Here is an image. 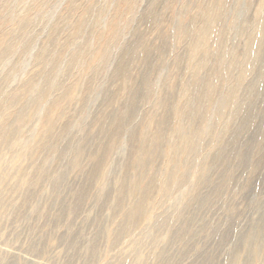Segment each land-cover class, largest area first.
<instances>
[{"label":"rangeland","instance_id":"obj_1","mask_svg":"<svg viewBox=\"0 0 264 264\" xmlns=\"http://www.w3.org/2000/svg\"><path fill=\"white\" fill-rule=\"evenodd\" d=\"M0 264H264V0H0Z\"/></svg>","mask_w":264,"mask_h":264},{"label":"bare ground","instance_id":"obj_2","mask_svg":"<svg viewBox=\"0 0 264 264\" xmlns=\"http://www.w3.org/2000/svg\"><path fill=\"white\" fill-rule=\"evenodd\" d=\"M206 31H207V30H206ZM206 31H205V32H203L202 39L204 38V36H205V34H206ZM202 39H201V41H203ZM198 41H200V40H198ZM200 46H201V45H200ZM259 47H260V46H259Z\"/></svg>","mask_w":264,"mask_h":264}]
</instances>
